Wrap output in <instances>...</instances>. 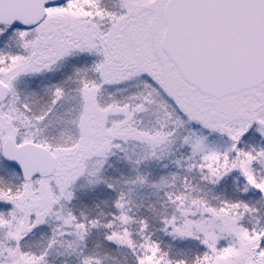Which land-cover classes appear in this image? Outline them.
<instances>
[{
    "label": "snow or ice",
    "instance_id": "snow-or-ice-1",
    "mask_svg": "<svg viewBox=\"0 0 264 264\" xmlns=\"http://www.w3.org/2000/svg\"><path fill=\"white\" fill-rule=\"evenodd\" d=\"M0 264H264V0H0Z\"/></svg>",
    "mask_w": 264,
    "mask_h": 264
}]
</instances>
